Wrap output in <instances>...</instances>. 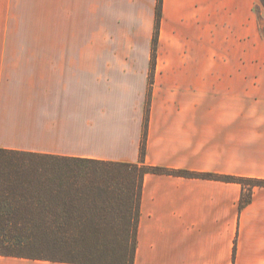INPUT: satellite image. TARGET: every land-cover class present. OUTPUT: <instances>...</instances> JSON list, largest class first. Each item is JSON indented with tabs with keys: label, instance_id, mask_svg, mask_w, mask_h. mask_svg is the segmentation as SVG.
Returning a JSON list of instances; mask_svg holds the SVG:
<instances>
[{
	"label": "crops",
	"instance_id": "obj_1",
	"mask_svg": "<svg viewBox=\"0 0 264 264\" xmlns=\"http://www.w3.org/2000/svg\"><path fill=\"white\" fill-rule=\"evenodd\" d=\"M0 0V149L264 179L259 0ZM9 36V37H8ZM146 174L134 264H264V189ZM0 264H73L0 256Z\"/></svg>",
	"mask_w": 264,
	"mask_h": 264
},
{
	"label": "trees",
	"instance_id": "obj_2",
	"mask_svg": "<svg viewBox=\"0 0 264 264\" xmlns=\"http://www.w3.org/2000/svg\"><path fill=\"white\" fill-rule=\"evenodd\" d=\"M259 1V9L264 8V0ZM162 4L163 0H158L150 83L156 65ZM145 147L146 134L138 164L72 160L0 149V256L73 264H134L139 199L146 174L238 183L243 187L240 209L250 204L255 189H264V179L147 166ZM17 156L41 159L46 165L27 172L14 169L13 159ZM126 190L130 193L128 219L106 223L96 217L102 204ZM94 254L105 262L87 260Z\"/></svg>",
	"mask_w": 264,
	"mask_h": 264
},
{
	"label": "rangeland",
	"instance_id": "obj_3",
	"mask_svg": "<svg viewBox=\"0 0 264 264\" xmlns=\"http://www.w3.org/2000/svg\"><path fill=\"white\" fill-rule=\"evenodd\" d=\"M260 15L262 18V23H264V8L260 7ZM9 37V36H8ZM13 164L15 167L14 169L18 168L24 169V172H27L28 170L39 166L43 167L44 162L41 161V159L33 158V157H15L13 159ZM40 169V168H39ZM130 199V193L126 190L124 192L114 194L111 201L108 203L102 204L101 211L97 214L96 217L101 219L103 222L108 223L109 221H123L125 219H128L129 217V200ZM137 203V197H134L133 207L136 208ZM75 259H83V257L80 256H74ZM87 260L103 263L105 262L103 257H100L98 255H92Z\"/></svg>",
	"mask_w": 264,
	"mask_h": 264
}]
</instances>
